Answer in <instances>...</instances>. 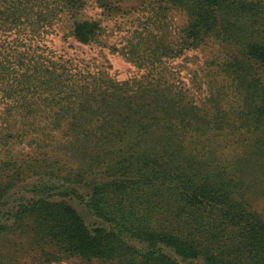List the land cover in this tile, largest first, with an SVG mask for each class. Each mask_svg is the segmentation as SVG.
I'll use <instances>...</instances> for the list:
<instances>
[{"label":"trees","instance_id":"1","mask_svg":"<svg viewBox=\"0 0 264 264\" xmlns=\"http://www.w3.org/2000/svg\"><path fill=\"white\" fill-rule=\"evenodd\" d=\"M92 3L0 0V264H264V0Z\"/></svg>","mask_w":264,"mask_h":264},{"label":"rangeland","instance_id":"2","mask_svg":"<svg viewBox=\"0 0 264 264\" xmlns=\"http://www.w3.org/2000/svg\"><path fill=\"white\" fill-rule=\"evenodd\" d=\"M87 8L85 9V13L88 16L98 18L99 11L96 9L92 3V0H88ZM103 24L111 26L108 21H104ZM61 42V41H60ZM68 47L73 45L72 48H68L70 51H76V54H79L87 59H94L97 64H103L104 66H109V70L117 79H124L131 75L134 70V67L129 64L121 55L115 53H100L96 48H91L87 45H78L67 43ZM64 42L57 43L55 42V46L65 47L67 46ZM201 53L198 50H190L187 51L183 56L173 60L171 62L174 65V68L177 69L178 73L184 79L191 78V76H198L201 74L199 69V65H201ZM188 68L191 70L188 71ZM195 73V74H194ZM193 74V75H192ZM56 264H72V262L63 261Z\"/></svg>","mask_w":264,"mask_h":264}]
</instances>
